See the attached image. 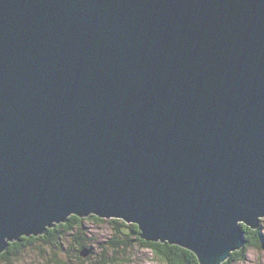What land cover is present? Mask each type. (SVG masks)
I'll use <instances>...</instances> for the list:
<instances>
[{
	"label": "water",
	"instance_id": "1",
	"mask_svg": "<svg viewBox=\"0 0 264 264\" xmlns=\"http://www.w3.org/2000/svg\"><path fill=\"white\" fill-rule=\"evenodd\" d=\"M71 215L221 264L264 217V0H0V253Z\"/></svg>",
	"mask_w": 264,
	"mask_h": 264
},
{
	"label": "rangeland",
	"instance_id": "2",
	"mask_svg": "<svg viewBox=\"0 0 264 264\" xmlns=\"http://www.w3.org/2000/svg\"><path fill=\"white\" fill-rule=\"evenodd\" d=\"M81 218L83 221L80 228L76 225L77 221H72L75 224L68 231L62 229L47 241L38 239L25 247L20 246V242L16 240L9 241V244H15L11 249L13 252L8 253L4 259L0 258V264H54L55 258L65 264H166L149 248L144 247L136 234L131 233L130 230L126 231L130 237L129 244H115L117 225L109 222L112 218H102L100 221L86 216ZM240 223H242V229L243 225L246 226V230L243 229L244 238L247 235L249 240L245 238L242 247L232 250L223 262L225 264H264V217H259L256 228H251L242 221ZM51 228L53 227L48 229ZM40 235L43 234L38 236ZM81 243H84L87 248H82Z\"/></svg>",
	"mask_w": 264,
	"mask_h": 264
},
{
	"label": "trees",
	"instance_id": "3",
	"mask_svg": "<svg viewBox=\"0 0 264 264\" xmlns=\"http://www.w3.org/2000/svg\"><path fill=\"white\" fill-rule=\"evenodd\" d=\"M86 217L95 219L97 221L102 220V218H99L96 215H88ZM72 221H77L76 225L80 228V226H81L80 224L82 223L83 219L81 217L76 216V215H71V216H69L68 220L65 223H59V224L55 225L53 228L48 229L47 232L43 235L21 237L20 240H18V242H20L19 245L22 247H25V246L30 245L32 242H34L38 239L47 241L52 236H55L56 234H58L62 229H64L65 231H68V229H70L71 226H73L75 224L74 222L72 223ZM109 222H113L117 225V228H116L117 241L115 242V244H117V245L129 244L130 237L128 236L126 231L130 230L131 233L134 232L136 234L137 238L142 242L144 247L149 248L155 256H157L159 259H161L166 264H200L196 255H194L193 252L190 250L184 249L178 245L169 244L168 242H164V243H161L159 241L150 242V241L140 239L138 237V235L140 236V231H139L136 224L129 223L128 225H126V223L123 220L116 219V218L110 219ZM122 226H123V228L124 227L127 228V230H125V228L123 229ZM243 229L246 230V226L243 225ZM246 234H247V232H246ZM257 234H258V232H257ZM256 237H257V235H256ZM245 238L247 239V241L249 240V236L245 235ZM81 244H82L81 245L82 248H87L84 245V243H81ZM14 246H15V244L14 245L9 244L7 249L4 252L0 253V258L4 259L8 255V253H10L12 251L11 249ZM53 263L54 264H63L64 262L58 258H55L53 260ZM222 264H225V262H223Z\"/></svg>",
	"mask_w": 264,
	"mask_h": 264
}]
</instances>
